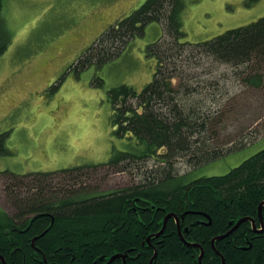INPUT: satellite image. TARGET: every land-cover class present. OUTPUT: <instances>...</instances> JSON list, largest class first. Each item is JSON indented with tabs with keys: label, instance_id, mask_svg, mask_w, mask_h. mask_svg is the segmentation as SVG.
Returning <instances> with one entry per match:
<instances>
[{
	"label": "trees",
	"instance_id": "trees-1",
	"mask_svg": "<svg viewBox=\"0 0 264 264\" xmlns=\"http://www.w3.org/2000/svg\"><path fill=\"white\" fill-rule=\"evenodd\" d=\"M0 0V56L12 42L2 18ZM183 0H146L142 6L108 28L77 66H98L124 52L129 42L159 22L164 35L146 47L156 59L153 79L138 91L122 84L109 91L111 123L117 137L134 141V151H116L107 163L54 172L17 175L0 172L14 215L0 208V256L7 264H104L113 255H126L127 264H264V231L251 221L231 235L212 240L244 217L264 223V149L227 174L187 181L172 168L150 171L131 187L108 193L53 186L61 175L78 177L102 168L131 170L149 160L173 167L186 157L196 166L216 159L232 147H220L217 127L230 111L231 74H215L221 66L246 87H264V16L200 43L185 40ZM202 70V71H201ZM176 82V83H175ZM8 133L0 134V154H7ZM240 143L236 148L243 147ZM86 176V175H85ZM188 212L184 218L182 214ZM171 217L160 236L165 217ZM179 226L184 239L179 234ZM188 229V230H186ZM262 229V228H259ZM150 238V243L147 238ZM0 264H3L0 261ZM111 264H124L121 257Z\"/></svg>",
	"mask_w": 264,
	"mask_h": 264
},
{
	"label": "rangeland",
	"instance_id": "rangeland-1",
	"mask_svg": "<svg viewBox=\"0 0 264 264\" xmlns=\"http://www.w3.org/2000/svg\"><path fill=\"white\" fill-rule=\"evenodd\" d=\"M146 0H3L2 18L12 42L0 56V134L8 133L0 172L17 175L54 172L107 163L116 151H134L135 142L117 137L111 123L109 91L130 84L141 91L156 70L146 55L148 44L164 35L159 22L146 26L119 56L98 66H77L102 34ZM185 40L200 43L264 16V0H183ZM202 71V70H201ZM230 73L232 100L227 120L217 127L224 155L196 166L183 157L173 167L155 160L131 170L102 168L95 174L49 181L68 189L86 183L88 190L108 193L137 185L150 171L170 169L187 181L227 174L264 149V87H246ZM176 83V82H175ZM240 143L244 146L236 148ZM0 176V208L14 215Z\"/></svg>",
	"mask_w": 264,
	"mask_h": 264
},
{
	"label": "water",
	"instance_id": "water-1",
	"mask_svg": "<svg viewBox=\"0 0 264 264\" xmlns=\"http://www.w3.org/2000/svg\"><path fill=\"white\" fill-rule=\"evenodd\" d=\"M263 206H264V203L260 204V206H259V214H260V217H261V218H262V216H261V215H262V214H261V211H262ZM187 213H188V212L183 213L181 217L184 218L185 215H186ZM171 217H175V219H176V221H177V223H178V225H179L180 218L178 217V215H177V214H172V213H170V214H168V215L165 217L163 228H162L161 231H160L159 233H157L155 236H160V235L164 232L165 227H166V225H167V222H168V220H169ZM248 220L252 222L253 227L255 228V231H256V232H258V233L263 232V229H258V228H257L256 223H255V220H254L253 218H249V217L241 218V219H239L236 223H234L232 229H230L227 233L222 234V235H219V236L215 237V238L212 240V245H213L214 249L216 250V248H215V241H216V240H220V239H223V238L228 237V236L231 235V234H232V233H233V232H234V231H235V230H236V229H237V228H238L243 222L248 221ZM186 230H188V229H186ZM179 234H180L182 240H183L187 245H189V246H198V247H201V246H199L198 244L188 243V242L184 239V237H183V235H182V231H181L180 226H179ZM150 238H151V237H148V238H147V242H149V243H150ZM216 251H217V250H216ZM156 255H157V251L155 252L154 257L151 259L150 264H153V261H154ZM203 255H204V250L202 249V250H201V253H200V255H199V258H198V260H199V264H203V263H202ZM118 257L123 258V260H124V264H127L126 261H125V259H126V255H122V254H116V255H113V256L110 258V260H109L106 264H110V263H112V261L115 260V259L118 258ZM0 261H2L3 264H7V263H6V260H5V258H4L3 256H0ZM222 264H225V258H224L223 256H222Z\"/></svg>",
	"mask_w": 264,
	"mask_h": 264
},
{
	"label": "flooded vegetation",
	"instance_id": "flooded-vegetation-1",
	"mask_svg": "<svg viewBox=\"0 0 264 264\" xmlns=\"http://www.w3.org/2000/svg\"><path fill=\"white\" fill-rule=\"evenodd\" d=\"M262 212V211H261ZM262 214V213H261ZM255 220V219H254ZM255 223H256V220H255ZM252 225V228L254 229V231H255V228L253 227V224H251ZM256 226H257V223H256ZM257 228L259 229V228H262L263 229V231H264V223H262L261 224V226L260 227H258L257 226ZM256 232V231H255ZM257 233V232H256ZM110 259L109 258H107V260L104 262V264H106L108 261H109ZM111 264V263H110Z\"/></svg>",
	"mask_w": 264,
	"mask_h": 264
}]
</instances>
